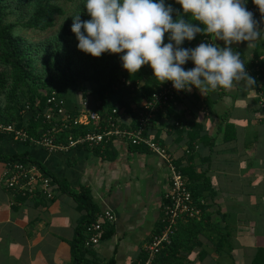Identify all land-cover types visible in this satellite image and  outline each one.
Returning a JSON list of instances; mask_svg holds the SVG:
<instances>
[{
	"label": "crops",
	"instance_id": "0c3cea01",
	"mask_svg": "<svg viewBox=\"0 0 264 264\" xmlns=\"http://www.w3.org/2000/svg\"><path fill=\"white\" fill-rule=\"evenodd\" d=\"M260 38L232 45L252 78L249 64ZM262 82L245 79L230 89L182 91L146 130L173 155L191 191L203 202L197 243L181 251L186 264H253L260 250L264 260ZM87 102L89 107L95 104L91 96ZM29 114L24 113L26 119ZM121 119L127 124L130 115L123 111ZM175 121L182 127L172 125ZM111 145L112 156L106 157L87 147L48 152L3 137L0 155L26 153L72 191L88 188L98 211L114 213L111 233L87 258L139 263L161 213L169 171L165 161L147 149L121 140ZM2 168L0 161V264H71V242L85 211L58 188L51 200L17 199L4 188Z\"/></svg>",
	"mask_w": 264,
	"mask_h": 264
},
{
	"label": "trees",
	"instance_id": "16d2710c",
	"mask_svg": "<svg viewBox=\"0 0 264 264\" xmlns=\"http://www.w3.org/2000/svg\"><path fill=\"white\" fill-rule=\"evenodd\" d=\"M67 1L69 0H0V122L4 124L14 123L16 127L25 126L30 136L37 137L38 131L44 127L40 113L44 108L46 97L51 91H57L65 98L66 108L72 113L75 112L74 109H76L80 100L87 99L88 93L85 89L83 90L82 97L79 98L80 100H75L66 94V87L68 85L75 86L80 78L83 83L85 82L91 85L90 96L94 99L103 120L106 119L112 108L119 107L123 108L130 115L129 126H134L133 117L135 106L143 98H148L151 92L158 90L160 86L159 81L152 76V71L147 65L142 66L137 73L129 74L121 68L119 60L120 54L102 53L99 57H92L90 54L81 51L82 54L74 62L77 63V69L73 72L72 58L68 53H65V41L62 42L63 38H67L73 41L75 46L78 43L75 39V34L70 28L73 22L71 17L64 19L58 28L56 36L52 39H46L39 44L26 42L15 34L17 27L36 31L51 29L55 25L56 17L65 14V10L60 2ZM167 2L172 3L173 7L179 10L180 6L173 3V0H167ZM246 7L253 13L257 23L264 28V21H262V17L257 15L259 11L252 3V0H248ZM175 15L176 13L173 14V18H175ZM182 15L184 14L178 13L177 18ZM186 18L191 19L190 17ZM193 23L197 22L193 21ZM205 35L209 36L210 34H197L192 41L186 40L182 47H195ZM165 42H167V35L165 36ZM39 45L45 48L41 55H39ZM51 45L53 48H51ZM60 48L64 52L62 57L58 53ZM38 58L44 71V77L38 73V69L35 66ZM191 64V61H189L183 67L186 69L190 68ZM249 66L251 67L252 75L255 77L253 78L254 81L263 79L259 90L262 92V96H264L263 37L255 44L254 57ZM38 87L46 88V92H38ZM181 92H178L176 95ZM176 95L164 108L171 103ZM131 103L136 104L132 106ZM26 104L29 105L28 112L30 113L27 119L23 111ZM163 110L158 111V113H161ZM101 123L104 122L101 121ZM172 125L182 127L179 121L172 122ZM70 130L73 133H79L89 131L91 127L80 126L75 130L72 128ZM63 134L65 135V130L59 133L55 137V140H63ZM3 137L12 138L11 135L6 136L0 134V139ZM25 143L30 144L29 142ZM111 143L107 142L102 146L93 148L88 146L78 147L91 148L101 156L111 157ZM128 145L135 148L147 149L143 145ZM13 160L29 162L37 166L45 176L50 177L56 185V188L72 196L77 207L85 211L83 218L75 230L74 240L71 242V264H101L96 259L87 258V255H94L93 249H86L83 244L85 237L84 228L99 212L91 200L88 188L80 187L77 191H72L66 182L53 177L39 161L28 157L26 153L10 156L0 155V161L2 162ZM181 172L183 173V170ZM188 187L191 191L189 184ZM191 193L194 201L203 210V205H200V199H198L199 197L193 194L192 191ZM15 197L17 199L25 198L21 196ZM199 226L200 221L194 219L179 224L171 237V242L160 249L152 264H186L181 256V251L188 250L197 243ZM159 228L160 224L158 220L153 233L157 232ZM111 230L112 228L105 231L102 238L107 234L109 235ZM145 258L146 254L143 250L139 263L134 264H142ZM106 264L113 263L109 261ZM253 264H264L261 250L255 257Z\"/></svg>",
	"mask_w": 264,
	"mask_h": 264
},
{
	"label": "clouds",
	"instance_id": "9594fccd",
	"mask_svg": "<svg viewBox=\"0 0 264 264\" xmlns=\"http://www.w3.org/2000/svg\"><path fill=\"white\" fill-rule=\"evenodd\" d=\"M247 2L173 0L180 6L177 10L167 0H83L89 19L81 20L77 13L70 28L78 50L92 57L120 54L121 68L129 74L147 65L159 84L170 81L177 91L230 89L245 79L255 83L232 47L264 35ZM252 3L264 14V0ZM178 13L184 15L177 18ZM197 34H210L213 41L182 47ZM189 61L193 67L186 69L183 66Z\"/></svg>",
	"mask_w": 264,
	"mask_h": 264
},
{
	"label": "built area",
	"instance_id": "2783aa9c",
	"mask_svg": "<svg viewBox=\"0 0 264 264\" xmlns=\"http://www.w3.org/2000/svg\"><path fill=\"white\" fill-rule=\"evenodd\" d=\"M213 41L211 35L203 36L199 42ZM193 67L191 64L190 68ZM172 88L171 82L160 84L158 90L151 92L148 98H143L134 108V126L124 123L121 119L124 109L114 107L103 120L96 104L89 107L87 99L78 102L74 113L66 108V101L57 91H51L46 97L45 105L40 113L43 129L38 131L37 137L28 134L25 126L16 127L14 123L0 122V134L10 136L19 142H29L38 145L48 152L66 151L78 146L98 147L121 140L130 145H143L150 152L161 157L169 171V187L163 194V202L159 217L160 228L154 232L144 245L146 258L142 264H152L160 249L171 242V237L181 223L189 220H200L203 210L192 197L188 183L173 155L158 141L152 140L145 133L150 122L158 111L178 93ZM77 105V104H76ZM29 105L24 107L28 112ZM103 121L104 123H101ZM177 124V123H176ZM80 126H89L91 130L73 133ZM65 130L63 140L55 137ZM68 130V131H66ZM1 181L4 188L13 196L41 197L51 200L55 196L56 185L50 177L45 176L40 169L32 163L24 161H5L1 172ZM203 202L200 201V205ZM114 213L109 209L100 210L95 218L84 228V247L92 250L101 241L103 233L114 224ZM106 264V262H101Z\"/></svg>",
	"mask_w": 264,
	"mask_h": 264
},
{
	"label": "rangeland",
	"instance_id": "374dc122",
	"mask_svg": "<svg viewBox=\"0 0 264 264\" xmlns=\"http://www.w3.org/2000/svg\"><path fill=\"white\" fill-rule=\"evenodd\" d=\"M60 4L63 6L64 10H65V14L63 16H58L56 17L55 20V25L49 29V30H45V31H36V30H31V29H27V28H22V27H17L15 29V34L20 36L22 39H24L26 42H30L33 44H39L41 42H43L46 39H52L54 36L57 35V31L59 26L63 23L64 19L66 17H74L77 13L80 16L81 20H85L86 18L89 19L88 15L86 14V12L83 9V0H69L67 2H60ZM64 46H65V53H68L71 58H72V62H73V66H72V71L75 72V70L77 69V63L76 62L77 58L79 55L82 54V52L80 50H78L75 46V43L67 38H63L62 42H64ZM40 46V51H39V55L43 54L45 48L42 45ZM54 46V45H53ZM51 48L52 45H51ZM52 51V50H51ZM59 56H63L64 52H62L61 48L60 51L58 52ZM40 59L38 58L36 60L35 66L38 69V73L42 74V76L44 77V71L41 67V63L39 61ZM63 61H65L64 59H62ZM91 85L88 83H83L81 81V79L79 78L77 81V84L75 86L73 85H68L66 87V91H67V95L69 97H73L75 100H80L79 98L82 97L83 95V90L85 89L86 92L88 93V97H90V92H91ZM38 92L40 93H44L46 92V88L44 87H38Z\"/></svg>",
	"mask_w": 264,
	"mask_h": 264
}]
</instances>
